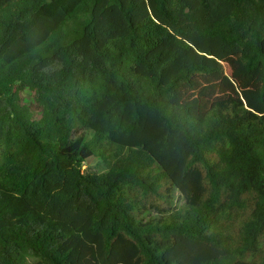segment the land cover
<instances>
[{
    "label": "trees",
    "instance_id": "1",
    "mask_svg": "<svg viewBox=\"0 0 264 264\" xmlns=\"http://www.w3.org/2000/svg\"><path fill=\"white\" fill-rule=\"evenodd\" d=\"M0 264H264V0H0Z\"/></svg>",
    "mask_w": 264,
    "mask_h": 264
},
{
    "label": "rangeland",
    "instance_id": "2",
    "mask_svg": "<svg viewBox=\"0 0 264 264\" xmlns=\"http://www.w3.org/2000/svg\"><path fill=\"white\" fill-rule=\"evenodd\" d=\"M92 167L95 168L96 171H98V172L106 170V168L104 166H102L101 164L100 165H93Z\"/></svg>",
    "mask_w": 264,
    "mask_h": 264
}]
</instances>
